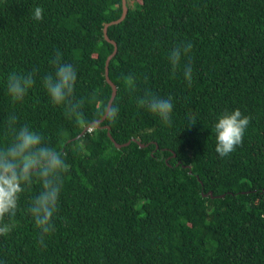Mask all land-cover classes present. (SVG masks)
I'll return each instance as SVG.
<instances>
[{
    "label": "trees",
    "instance_id": "1",
    "mask_svg": "<svg viewBox=\"0 0 264 264\" xmlns=\"http://www.w3.org/2000/svg\"><path fill=\"white\" fill-rule=\"evenodd\" d=\"M126 2L107 28L119 112L100 121L113 92L104 28L123 0H0V147L14 115L69 165L54 230L41 244L27 211L42 190L34 179L3 221L15 227L0 235V264H264V0ZM181 42L193 48L174 71L168 53ZM57 53L77 72L79 123L42 84ZM33 70L35 85L13 101L8 75ZM146 92L172 97L171 125L138 106ZM235 109L250 123L221 157L214 125Z\"/></svg>",
    "mask_w": 264,
    "mask_h": 264
},
{
    "label": "clouds",
    "instance_id": "2",
    "mask_svg": "<svg viewBox=\"0 0 264 264\" xmlns=\"http://www.w3.org/2000/svg\"><path fill=\"white\" fill-rule=\"evenodd\" d=\"M43 8L36 6L33 19H43ZM193 45L191 42H181L168 53V61L175 71L181 64L182 58L188 57ZM54 73L42 78V84L51 102L64 105L66 114L75 118L77 123L83 119L81 111L83 100H74V87L77 79L76 69L71 64L61 63V55L57 53L51 61ZM37 70L29 73L12 72L7 77V94L13 101H23L29 90L36 83ZM184 77L189 86L192 83V67L184 68ZM126 85H133V78L127 77ZM138 106L160 117L166 125H171L173 111L172 97L162 98L151 92L138 98ZM118 107L106 109L108 118L115 120ZM192 119V118H190ZM250 123V117L242 115L239 109L225 111L220 114L214 125L216 152L227 156L235 151L243 142L245 131ZM8 130L12 133L11 141L0 147V235H8L15 227L14 222L4 223L8 216L14 218L21 194L31 187L33 180L39 181L41 191L30 201L27 211L33 218L34 224L40 230V243L54 230L53 217L58 210L59 198L63 187V174L69 170L63 154L54 150L46 142L42 133H38L29 125L17 128V117L10 115L6 121ZM194 124V123H192ZM191 124V125H192Z\"/></svg>",
    "mask_w": 264,
    "mask_h": 264
},
{
    "label": "water",
    "instance_id": "3",
    "mask_svg": "<svg viewBox=\"0 0 264 264\" xmlns=\"http://www.w3.org/2000/svg\"><path fill=\"white\" fill-rule=\"evenodd\" d=\"M127 12H128L127 2H126V0H123V13H122L121 18L118 19V20H116V21H112V22L106 24V26H105V28H104L105 38H106L108 41H110L111 43L114 44V51L108 56V58H107V60H106V67H105V68H106V71H105L106 79H107V81L110 83V85L112 86V89H113L112 97H111V99H110V102H109V106H108V108L111 107V102H112V100L114 99L115 94H116V85L113 83V81H112V80L110 79V77H109V63H110V60L112 59V57H113V56L116 54V52H117V43H116L114 40L110 39V37L108 36V32H107L108 29H107V28H108V26H109L110 24L118 23V22H120L121 20H123V19L125 18V16H126ZM105 117H106V114L103 116V118H102L100 121H102L103 119H105ZM93 124L96 125V126H98V125H99V121H95ZM108 128H109V127H108ZM112 139H113V141L115 142V144H116L118 147H121V146L123 145V144H119L118 142H116L114 138H112ZM134 140H136V139H134ZM138 142H139V141H138ZM128 143H129V142H128ZM139 143H140V142H139ZM140 145H141V146H144L143 143H140Z\"/></svg>",
    "mask_w": 264,
    "mask_h": 264
}]
</instances>
